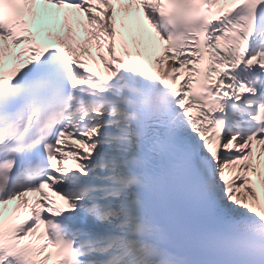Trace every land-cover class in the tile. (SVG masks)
<instances>
[{
  "label": "snow or ice",
  "instance_id": "1",
  "mask_svg": "<svg viewBox=\"0 0 264 264\" xmlns=\"http://www.w3.org/2000/svg\"><path fill=\"white\" fill-rule=\"evenodd\" d=\"M42 2L88 39L0 0V264H264V0Z\"/></svg>",
  "mask_w": 264,
  "mask_h": 264
},
{
  "label": "bare ground",
  "instance_id": "2",
  "mask_svg": "<svg viewBox=\"0 0 264 264\" xmlns=\"http://www.w3.org/2000/svg\"><path fill=\"white\" fill-rule=\"evenodd\" d=\"M252 179H254V181H256L255 177H253ZM255 186L257 187L258 193L261 194V195H264V193L261 192V187H260L259 182H257ZM42 228H43V226L41 225V229L40 230H42Z\"/></svg>",
  "mask_w": 264,
  "mask_h": 264
}]
</instances>
